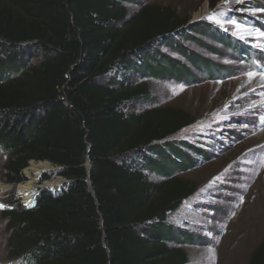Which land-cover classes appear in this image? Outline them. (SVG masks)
Instances as JSON below:
<instances>
[{
	"label": "trees",
	"instance_id": "trees-1",
	"mask_svg": "<svg viewBox=\"0 0 264 264\" xmlns=\"http://www.w3.org/2000/svg\"><path fill=\"white\" fill-rule=\"evenodd\" d=\"M130 1L0 0L2 169L19 184L48 161L66 179L2 211L19 264H188L186 246L203 240L174 214L197 188L181 173L207 152L174 138L193 118L152 106L150 82H199L189 64L219 71L184 43L217 36L156 4L131 13ZM248 264H264V236Z\"/></svg>",
	"mask_w": 264,
	"mask_h": 264
},
{
	"label": "rangeland",
	"instance_id": "rangeland-1",
	"mask_svg": "<svg viewBox=\"0 0 264 264\" xmlns=\"http://www.w3.org/2000/svg\"><path fill=\"white\" fill-rule=\"evenodd\" d=\"M153 4L189 24H207L217 36L191 31L205 46L184 43L219 71L208 76L189 64L199 82H150L152 106L182 110L193 118L174 138L190 140L208 155L197 154L200 161L180 175L194 181L197 188L174 214V221L203 239L186 246L188 264H248L264 236V37L256 31H264V11H258L264 8V0H133L128 6L134 13ZM209 16L223 24L214 23ZM223 38L240 49L224 43ZM5 159L0 152V264H19L7 256V219L2 211L13 199L29 205L18 189L32 177L24 169L23 182L9 183L2 169ZM32 162L36 161L29 166ZM53 168L57 166L51 163L48 169ZM42 175L37 180L54 187L66 181L60 172L44 174L48 179Z\"/></svg>",
	"mask_w": 264,
	"mask_h": 264
},
{
	"label": "bare ground",
	"instance_id": "bare-ground-1",
	"mask_svg": "<svg viewBox=\"0 0 264 264\" xmlns=\"http://www.w3.org/2000/svg\"><path fill=\"white\" fill-rule=\"evenodd\" d=\"M49 166H50V163L48 162H41V163L32 162L31 166L25 169L27 177L28 178L32 177V178L30 179V181H27L19 185L18 191L27 204L29 205L33 204V202L35 201L37 192H39L37 191V187H39L40 185L51 186L50 188L51 190H55L56 188L59 187V186L54 187L53 185H49L51 184L50 182L40 183L39 180H37V175L40 173H52L56 171L55 168L48 169Z\"/></svg>",
	"mask_w": 264,
	"mask_h": 264
},
{
	"label": "water",
	"instance_id": "water-1",
	"mask_svg": "<svg viewBox=\"0 0 264 264\" xmlns=\"http://www.w3.org/2000/svg\"><path fill=\"white\" fill-rule=\"evenodd\" d=\"M90 147H91V146L89 145V149H90ZM44 162H48V161H44ZM48 163H50V162H48ZM50 164H51V163H50ZM86 164H87V167H88V176H87L88 187H89V189H90L91 191H93L92 184H91V179H90V174H91V170H92V165H91V162H90V154H87V156H86ZM60 171H61V169H60L59 167H57L55 173L58 174ZM45 174H50V173H45ZM65 182H66V181H65ZM65 182L62 183V184H59V185H58L59 188H62V187L64 186ZM50 188H51V186H48V185H40L39 187H37V191H39V192H37V195H36L35 201H36L37 197H38L43 191H45V190H51ZM52 191H55V190H52ZM35 201H34L33 203H35ZM27 206H29V205H27Z\"/></svg>",
	"mask_w": 264,
	"mask_h": 264
},
{
	"label": "snow or ice",
	"instance_id": "snow-or-ice-1",
	"mask_svg": "<svg viewBox=\"0 0 264 264\" xmlns=\"http://www.w3.org/2000/svg\"><path fill=\"white\" fill-rule=\"evenodd\" d=\"M237 2H239V0H237ZM258 11H264V8L258 9ZM208 19L212 20L214 23L221 24V25L223 24V22L221 20L216 19L214 16H209ZM229 22L233 25L237 24V21H235V20H230ZM242 27H247V26L242 25ZM256 31H257L259 36L264 37V31H260L259 29H257ZM0 207H3V205H0Z\"/></svg>",
	"mask_w": 264,
	"mask_h": 264
}]
</instances>
